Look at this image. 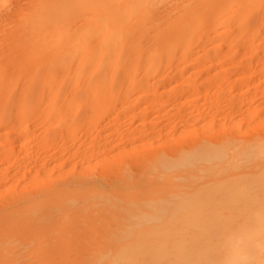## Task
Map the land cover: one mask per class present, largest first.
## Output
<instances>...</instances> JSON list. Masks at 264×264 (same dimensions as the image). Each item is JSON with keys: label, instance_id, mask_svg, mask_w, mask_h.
Listing matches in <instances>:
<instances>
[{"label": "rangeland", "instance_id": "374dc122", "mask_svg": "<svg viewBox=\"0 0 264 264\" xmlns=\"http://www.w3.org/2000/svg\"><path fill=\"white\" fill-rule=\"evenodd\" d=\"M29 1L12 0L10 4L7 3L0 6V8L2 7L0 9V80H4V82L8 78L10 80H7L10 83H8V85H6L7 81L6 83L3 82V84H5L4 88L3 84H0V88L2 87L0 89V95L2 96L1 100L3 99L2 101L0 100V103H2L0 104V236L7 233V235L10 234L15 237L17 232L19 233L18 236H23L20 235L22 234L21 231L24 230V226L22 225L25 224L28 219V223L26 224L29 228L30 225L28 226V224L32 225L30 220L32 216L34 217L35 215L29 213V217H31L29 218L26 213H22L25 215H23V217L27 218L22 221L21 219L16 218L21 216L23 219L22 214L20 216H16V209L18 211L19 208L21 209V207L25 206L26 200L28 204L32 201L35 202V196H40L43 192L45 195L53 192L52 197L51 194H49L51 198L47 196L49 197V201L44 200L43 202H54V200L58 199L56 200L57 204L60 203V205H62L60 199L64 200L65 197L59 196L63 195L64 193V191L61 190H65L66 187H68L67 193L71 190L73 191V194L77 190L75 194L80 192L78 195L80 194L79 197H82L79 199L77 197L78 195L76 194V205L79 206L78 203H82L81 200L85 199L84 195L82 194H88L90 189L92 192L100 186V192H108L111 188H113V190H110V192L113 194L116 192L120 196L125 195L123 194L125 192L129 193L131 190H134V187L137 189L139 188V191H145L149 189L150 182L148 181L152 174L157 176L161 174L163 169L159 168L161 166L160 165L157 172H150L147 170L149 166L147 165L148 167H146V164L153 162V159L156 155L164 156L166 154L167 156L173 157L177 154H174V152H179L178 154H180L181 151L183 152L182 149L186 147L188 148L185 150H195L200 145L202 148L199 147L200 149L198 148V150L194 152L196 153L203 148L204 149L201 151H204L206 148L205 143L210 145V143H213L212 141H215L216 145H221L223 142H218H220V138L221 140L222 138L224 140V137H228L230 140H232L230 141L233 142V146L231 145L232 143L230 144L231 147H234V145L237 143L235 149H237L239 152L234 150L233 153L234 155L238 153V158L240 157L239 154L244 152L242 150H246V146L248 150L253 145V147L256 145L259 146V150H261L260 148L263 147L264 18L259 19L258 13L254 14L253 12V15H251V18L249 19L250 21L248 20L249 22L246 23L244 28H242L243 26H240L237 21H234V18H231V20L229 19L225 22L223 18L226 20V17H224L226 15H222L221 17L223 18H218V20H223L222 22H224L226 26L221 22L222 24H219L218 28L217 25L215 26L217 21L213 23L212 19L208 18L207 20V17L203 18L202 20L205 19L207 21H204L205 24H202L204 22L201 23L200 20L201 26L198 32L196 33L195 31L194 33L193 30V34H189V36L192 35V41H189L191 42L188 44L189 51L187 50L188 52H185L183 56L177 54L180 53V46L175 47L176 49L179 48V50L177 52L174 49L176 52H172V55H170L171 52L168 53L169 56L166 53H164L163 56L161 55L163 57L161 60L163 61L162 63H160V56L153 55L156 59H153L152 56V59L150 60H154V64L156 65H153V67L151 66L150 68L147 67L146 69L140 68L138 70L136 68L137 72L134 70L135 72L130 75L132 78L129 76L130 79H132V83L129 81L132 86L130 84L128 85L126 82V87H124L127 78L125 80L123 78L122 80L124 83L122 82L120 84L121 77L118 76L119 74L117 72L114 75L116 76L114 79H117V76L120 77V79L118 78V81L113 80L111 82L113 85L111 83H109L110 85L106 84V87L103 86L104 91L102 90L103 93L110 90L109 92H112V94L114 93L115 95L111 94L112 97H106L107 95L104 93L105 97H86L88 98L87 101V99L82 96L84 94L83 90L85 88V86H83L85 84L83 81L86 77V74H88L85 73V68L87 67H84L85 70L81 67L77 68L74 64L76 63L75 59L74 61L73 59L69 61L67 60L68 64H64L63 62L66 61L63 60L69 59L67 58V50L64 52L67 53V55L61 54L64 58L62 57L60 59L61 56L58 54V60L60 59V63L63 61L61 63L63 65L55 64L54 62L52 65L50 63L47 65L43 59L45 56H47V59L52 57L54 60V58L57 56L56 53L55 55L54 53H51V56L50 54H43V58L41 57L43 61L39 57L41 54L33 55V59L30 60L31 57H28L30 55L28 53L26 55L23 53L26 52L27 49L29 51L33 46L29 44L31 47L28 45L29 48H27L25 42H23L21 45L19 41H17L18 39L21 40V28L24 25L21 27H18L17 25L18 29L13 27V25L16 26V22H20L22 14L27 13L30 5L28 3L29 8L26 7V2ZM165 1L167 2L169 0ZM172 1H170V4L174 3ZM166 2H162L163 4H161V6L160 4L157 5V9L159 11L161 8L163 9V6L165 7V5L169 4V2ZM179 2L177 0L176 4H174L178 6L179 4L177 3ZM170 4L168 5L169 8H171V6H174L173 8H175L174 4ZM23 6L26 9H24ZM20 9L22 10L21 12L19 11ZM167 9L168 7L165 8V10ZM239 10L240 9L237 11ZM170 14L168 18L171 16L172 19V15ZM165 15L168 16V14ZM168 18L164 21L168 22V20H171ZM75 19H78V17ZM78 21L81 22L82 20L79 18V20L74 23L78 25ZM231 21L235 22L232 23L234 26L231 25ZM236 22L240 27L236 26ZM8 24L11 26H8ZM206 24L208 26H206ZM12 27L14 30L10 29ZM209 27H212L210 28L211 30ZM236 28H241L243 31L238 29L239 32H237ZM172 29L174 28L167 30L169 33H171ZM11 30L13 31L14 35H16V37H14L13 34V37L10 35V33H12ZM18 31H20L21 34L19 32L18 35ZM174 31L176 30L174 29L172 32L174 33ZM16 32L17 34H15ZM227 33L229 34L230 38L228 36H224L225 34L227 35ZM231 33L234 34L233 38L231 37ZM9 37L13 39H10ZM15 38L17 40H14ZM194 38L197 39L196 42L193 41ZM229 40H231L230 43ZM12 42H17L16 47L20 45L23 46L21 49L18 48L21 51L17 50ZM218 42L220 43L217 44ZM24 43L25 46L23 45ZM13 47L15 50H13ZM25 47L26 49H24ZM52 54L55 57H53ZM156 56H158L159 59ZM53 60L51 59V61ZM196 60L199 62L194 65V61ZM38 62L39 65L40 63L44 62L47 66L45 68L41 67V70H37L38 67L35 65ZM56 62L58 63V61ZM33 63H35V65H33ZM44 63L43 66H45ZM150 64L152 65L151 62ZM76 71H78L77 74H75ZM113 71H117L116 69L114 70V66L112 70H110V73ZM100 74H97V76ZM140 78H142V82L140 81ZM85 81L87 82L86 79ZM70 84L71 87H69ZM57 89L60 90V92ZM56 92L57 94H55ZM109 92L108 94H110ZM122 93L124 94L122 95ZM48 97H51V99H48ZM4 98H7V100ZM91 99L92 101H90ZM93 101H97V103H99L96 104V102L94 103ZM78 102H82V105H80V108L77 109V111H74L73 107L76 105L75 103ZM57 104H63L62 106H65L66 109L64 110L61 106L62 110L60 109L61 111L58 112L56 109L58 108ZM23 105L24 107H21ZM97 108L99 110V114L94 118L95 120L93 122L89 123L87 121L88 117ZM50 111L51 114L53 112V115H50L49 117L48 113ZM56 112L57 114L60 113V115L55 116ZM22 122L23 124H26L27 131L24 133H18L17 128ZM229 139H227V141H229ZM233 139L239 142L233 141ZM250 139L254 140L255 143ZM208 141H210V143H208ZM227 141L225 142L227 143ZM242 141H244L246 145ZM240 142H242L244 146L243 149L239 148L241 145ZM248 142H250L249 145H247ZM260 142L262 143L260 144ZM226 146L228 148L223 147L225 151L233 149L230 148L228 144ZM257 146L255 148L251 147L252 154L249 153L251 150H249V152H247L248 150L244 152L249 154V156L246 154V156L244 154H241V156L244 155L246 158H249L251 155H253V152H256L255 149H257ZM209 150L211 152V149ZM259 150L257 149V151ZM171 152L174 155L171 156ZM210 152L206 153L209 155ZM262 152L264 153L263 150ZM195 153H193L192 156ZM198 153L199 152L196 154L198 155ZM229 153L231 154L232 151ZM263 153H258L257 155L261 156ZM192 156L190 157L191 160L193 157H195V159L198 158L196 155L193 157ZM244 156L241 158L244 159ZM260 156H258V158H260ZM263 156L264 155H262V157ZM238 158H236V160ZM246 158L245 160H247ZM251 158L252 157H250L246 163L250 161L252 164L255 162L254 160L257 161L258 159ZM224 159L218 162L221 163ZM193 163L195 164L197 162L193 161L192 164ZM243 163L245 162H240V165L236 166L240 168L244 165ZM255 164L257 163L255 162L252 165ZM130 167L133 168L131 169ZM238 167L235 168L238 170ZM178 169V167L172 168V170L169 172H176ZM120 172H123V175ZM101 174L106 176L102 177ZM134 175L135 178H133ZM65 179L68 181L71 180L72 184L70 181V183L65 181ZM77 179H80V181L78 182ZM83 180L85 181L84 183L82 182ZM74 181L78 183H75ZM65 183L70 186L66 185V187H64ZM91 183H93V187L92 185L90 186ZM59 185H63L65 189L63 187H60L61 190L59 187L55 188V186ZM94 186L96 187L94 188ZM74 187L77 189L73 190L75 189ZM82 187H84V189ZM55 189H59L62 194H60L61 192L59 191H57V193L59 192L57 194ZM85 190H88L89 192L86 193L87 191L84 192ZM96 191H98V189ZM23 192L24 194L26 192L29 197L24 195ZM54 193L57 194L58 197H56ZM67 193H64L66 197H75V194H71L72 192H70V194ZM97 193L98 192H96V194ZM128 193L126 195H128ZM44 194L41 196H45ZM24 196H27L28 198H24ZM38 196L36 197V201L39 202L40 199L41 201L42 198L44 199V197H40L39 199ZM21 197L26 200H22ZM47 197L45 198L47 199ZM50 199H52V201ZM75 199L73 200L75 201ZM83 203L86 205L84 200ZM89 203L90 201L88 202L87 200V205ZM13 207H15V210ZM10 210L14 211L13 213L15 216H13V213ZM38 214L41 215L42 219V214L46 216L44 220H47V214L48 216L51 214V218H48V220H54L53 218L57 216L55 213L54 217L52 218V213L47 210H44L43 213ZM10 215L12 216V223H15L13 217L18 220H16L15 224L11 223V225L10 223H6L8 220H10L8 219L11 217ZM40 215L38 216L36 214L37 217H40ZM4 222L6 224H4ZM2 224H4L3 226L5 227H3ZM20 225L22 227L19 228ZM32 226L30 227V233L28 228H25L24 230L28 236H30L32 232ZM46 234L47 233H45V235ZM26 236V240L31 239H27ZM17 239H20V237ZM25 239L23 238V240ZM23 240L21 237V240L18 241ZM5 253L6 252L3 253L4 256L2 255V258L7 257ZM3 259L0 261V264H5Z\"/></svg>", "mask_w": 264, "mask_h": 264}, {"label": "bare ground", "instance_id": "6f19581e", "mask_svg": "<svg viewBox=\"0 0 264 264\" xmlns=\"http://www.w3.org/2000/svg\"><path fill=\"white\" fill-rule=\"evenodd\" d=\"M11 1L12 0H0V6L7 3L10 4ZM170 1L172 0L167 2L165 0H30L29 2H26V7H28V3L30 5V8L28 7L29 9L27 13L22 14L21 20L20 22H16V26L13 25V27H16V29H18L17 25L18 27L24 25L21 28L22 34L20 32V28V31H18V35L19 32L21 34V40H17L16 38L14 40L19 41L21 45L23 42H25L27 48H29L30 45L33 46L29 51L27 49L28 52H23L22 49V52L25 55L27 53L30 55L28 56L29 58L31 57L30 60L33 59L32 56L36 54H41L38 56L43 58V54H50L51 56V53H54V55L56 53V57L52 54V56L55 57L54 60L52 57L47 59V56L43 58L47 65H49V63L52 65L53 62L55 64H61L63 61H66L63 62L65 64L69 60L73 59L74 61L75 59L76 63L74 64L77 68L81 67L84 69V67H87L85 68L87 72L84 69L85 73L88 74H86L85 77L87 82L85 79L83 81L85 83L83 85L85 86V88L83 87V97H105L104 93H106V97H112L114 93L112 94V92H109L110 90L108 91L110 94H108V92L103 93V88L106 87V84L111 83L113 80L118 81V78L120 79L121 77L120 84L122 82L124 83L122 80L123 78L124 80L127 78L125 81V86L123 84L122 85L126 87V82L128 85H131L132 79H130V77L132 78V76L130 75L135 72L134 70L137 72V69H146L147 67L150 68L151 66L153 67V65H156L154 64V60H150L152 59L151 57L153 55L160 56V63H162L163 61L161 60L164 53L169 56L168 53L171 52L170 55H172V52H178L180 48V53L177 54L183 56L185 52L187 53L189 51L188 44L191 43L189 41H192V35L189 36V34L192 33L193 30L194 33L195 31L197 33L200 29L201 23L207 21L208 18L212 19L213 23L220 20L218 23H215L217 28L219 24L224 23L222 22L223 20L226 22L229 19L231 20V18H234V21H237L238 24H240V26L242 25V28H244L246 23L250 21L249 19L251 18V15H253V12L254 14L258 13L259 19L264 18V0H178V2L180 1L177 3L179 4L178 6L175 5L177 0H173L172 2L175 3H173L175 8H173L174 6L169 8L168 5L170 4ZM162 2H169L168 5H165L166 3L164 4L165 7L162 5L164 10L160 7L161 4H163ZM159 4V7L162 9H160V11L157 9V5ZM24 6L23 8L26 9ZM166 6L168 7L167 10H165V8H167ZM238 9L240 10L237 11ZM22 10L20 9L19 11L21 12ZM165 14H168V16ZM169 14L172 15V19L171 16L168 18ZM222 15H226L224 16L226 17V20L221 17ZM76 17H78V19H75ZM165 17L171 20L165 22L164 20H167ZM205 17H207V20H202ZM79 18L82 21H78L79 24L77 25L74 22L79 20ZM218 18H223V20H218ZM232 21L231 25H233L232 23H235ZM202 24H205V22ZM238 24L236 26H238ZM8 26L11 25L8 24ZM206 26L208 25L206 24ZM13 27L10 29H13ZM170 28H174L176 31L173 33L172 31L174 29H172L171 33H169L167 29L170 30ZM210 28L212 27H209V29ZM238 29L237 32H239L241 28L239 30ZM228 33L224 36L229 37ZM12 34L14 35L13 31L10 33V35L12 36ZM15 34H17V32ZM233 36L234 34H232L231 37L233 38ZM14 37H16V35H14ZM193 41L196 42L197 39L194 38ZM230 42L231 40H229V43ZM14 43L13 45L16 47L17 42ZM25 43L23 44L24 46ZM219 43L220 42L217 44ZM21 45H17L18 47H16V49L20 50L21 47L23 48ZM177 46L180 47L176 49L175 47ZM14 47L13 50H15ZM8 49L10 50L9 47ZM24 49H26V47ZM174 49L176 51H174ZM65 51L68 53L67 58L69 59H64L60 63V59L63 57L61 54L67 55V53H64ZM58 54L61 56L59 60ZM154 56L153 59L155 58ZM158 56L156 57L158 58ZM51 59L53 61H51ZM55 60L58 61V63ZM149 61L152 63V65ZM198 62L197 60L194 61V65H196ZM35 63H33V65H35ZM43 63H40L39 65L38 62V66L37 64L35 65L38 67L37 70H39L41 67L45 68L47 66L45 63V66H43ZM113 66L114 70L116 69L117 71L110 73V70H112ZM78 71H76L75 74H77ZM117 72L119 74L118 76L120 77L117 76V79H114L116 77L114 75ZM95 74L96 76L97 74L100 75L96 77ZM141 79L142 78H140V81ZM7 80H9V78L6 79L5 82L4 80H0V84H3V82L6 83ZM9 81H7L6 85H8ZM4 85L5 84H3V88ZM69 87H71V84ZM58 91L60 92V90ZM124 93H122V95ZM55 94H57V92ZM1 98L2 96L0 97V100ZM49 98L51 99V97H48V99ZM4 99L7 100V98ZM86 99L88 101V98ZM90 101H92V99ZM95 102L96 104L99 103H97V101ZM81 103L78 102L75 103L76 105L74 104V111H77V109L80 108V105H82ZM57 105L58 108L56 109L58 112L62 110V107L64 110L66 109L65 106H62L63 104ZM21 107H24V105ZM49 113V117L50 115H53V112L52 114L51 111ZM98 114L99 110L97 108L88 117L87 121L89 123L93 122L95 120L94 118ZM56 115H60V113L57 114L56 112L55 116ZM17 131L18 133L26 132V124H23L22 122L18 126ZM227 139L229 138L224 137V140L223 138L222 140L220 138V142L218 143L223 142L221 145H216L215 141H212L213 143L208 141L210 145L205 143V152L201 151L204 149L203 148L200 151H197L199 152L198 155L196 154L197 152L195 153L194 151L198 150L201 145L197 147V149L194 147L195 150H191L192 153L190 150H185L188 147L184 148V146V149L180 148L183 150V152L181 151L182 153L180 152V154H178L179 152H174V149V154H177L173 157L167 156L165 153L164 156L156 155L153 159V162H150V164H146L145 162L146 167L149 166L147 170L150 172H157L160 165L161 166L159 168L163 169L161 174L157 176L152 174L149 181L146 180L150 182V187L149 189L146 188L147 190L145 191H139V188L137 189L134 187V190H131L129 193L127 192L128 195H126L127 193L125 192L123 193L125 195L120 196L116 192L114 194L110 192V190H113V188H111L108 192H100V186L99 188L97 187L98 191H96L97 189L94 190L92 188L94 191L98 192L97 194L94 191L91 192V189L89 190L90 192L88 190L84 191H87L86 193L89 192L88 194L81 193L85 197L83 200L86 202V205L83 203V200H81L83 204L78 203L79 206L76 205V201L77 197L79 199L82 198L79 197L80 194L78 195L80 192L76 193L78 195L76 197L75 192L77 191V188L74 187L75 189L73 190H76L74 192L75 197H66L65 194L67 193L68 189V187H66L67 183H65L64 186L66 189L63 187V185L55 186V188L59 187L60 190L62 187L65 189L61 190L64 191L65 194L63 193V195H59L60 197H65L64 200L60 199L62 205H60V203L57 204L56 200L58 199L56 198V200L53 199L54 202L52 199H50L52 202H47L49 201V194H51L52 197L53 192L49 193L48 195H45L43 192L41 195L44 194L45 196H41L37 192L40 195L38 196L36 194L39 199L40 197H44V199L42 198V201L40 199L38 202L36 201L37 196H35V202L32 201L28 204L26 202L27 200L24 198H28L29 196L26 194V192L25 194L23 192V194L27 195L28 197L24 196V198L21 197V199L26 200L25 203L27 205L25 204V206L21 207V209L19 208L18 211L16 209V216H20L22 213H26L28 217L29 213H32L35 216L37 214L39 216L40 214L38 213H43L44 210L51 212L52 218L54 217L55 213L57 216L53 218L54 220L49 219L50 221L48 218H51V214L49 215L50 217L47 214V220H44L46 216L43 214V219L41 218V215L40 217L36 216V218L35 216H32V218L29 217L31 218V220H29L33 225L32 226L31 224H28V226L30 225L29 228L26 224L28 223V219L23 217L24 214H22L23 219L21 216L16 217L22 221H24L25 218L27 219V221L25 220L26 225L23 224L22 226H24V230L25 228H28L29 233L31 231L30 227L32 226V235L30 234V236L25 233L26 231L20 229L24 231H21L22 234L20 235L24 236L26 234L28 236L27 237L25 235L26 238L31 239L26 240L25 236H18V232L16 235L18 237H13L10 234H8L10 235L8 236L7 233L1 235V258L2 255L4 256L3 253L6 252L5 254L7 257H3L4 259L2 258L5 264H215L214 242L219 237L221 232L226 230V220L238 208L247 207L251 203L254 195L264 194V156L262 157V155H264L262 152V150L264 151V145L263 147H261L262 145L260 146L261 150H259V146L256 145L260 152L255 149L256 152H253V155L250 156L252 157L251 159L258 158V156H260L257 155L258 153L263 154L260 156V158H258L260 162L258 159L257 161L254 160L257 164L252 165L255 162L252 164L250 161L246 163L250 157H245L246 155L249 156V154L244 153L246 150H248L247 146L245 148L246 150H242L244 147L242 142L244 143V141L240 142L241 145L239 143L238 144L240 145L239 148H242L241 150L244 151L241 154H246L243 156L247 160H245V158H241L243 157L241 154H239V158L241 159L237 157L238 153H235L236 155H234V150L238 151L235 149L237 143L234 145V147H231V145L233 146V142H230L232 141L230 139L227 141ZM225 141H227V143ZM233 141L236 140L233 139ZM250 142H248L247 145H249ZM261 143L262 142H260V144ZM227 144L233 149L229 148L230 150L225 151L223 147H227ZM244 144L246 145V143ZM253 146L251 147H256ZM251 147L249 150H251ZM209 149H211L212 153ZM249 150L247 152H249ZM230 151H232L231 154L229 153ZM206 152H210L211 154L209 153L208 155ZM193 153H195L193 156L196 155L198 158L195 159V157L192 156ZM249 153L252 154V150ZM174 154L172 153L171 156ZM191 156L194 158H192V160L197 163L192 164L193 161L190 158ZM236 158L238 159L236 160ZM222 159L224 160L219 163ZM240 162L245 163H243L244 165L239 168L238 166L240 165ZM177 167L179 169L176 170V172H169L172 170V168ZM235 167H238V170ZM101 176L105 177L106 175L104 176V174H101ZM133 178H135V175ZM65 181L68 180L65 179ZM69 181L71 182V180ZM77 181L79 182L80 179H77ZM82 182L84 183L85 181L83 180ZM93 183H91L90 186ZM95 187L96 186H94V188ZM82 188L84 189V187ZM59 189H55L56 193L57 191L61 192ZM70 192H72L71 194L74 195L73 191L70 190ZM70 192L68 193L70 194ZM57 194L54 193L56 197H58ZM60 194H62V192ZM45 197H47V199ZM73 199H75V201ZM44 200H47L46 203L43 202ZM87 200L88 202L90 201L88 205ZM13 208L15 210V207ZM11 212L13 213L14 211ZM15 214L13 213V216H15ZM11 218L12 216L8 218L10 220L7 219L8 221L6 220L7 222H5L11 224ZM13 218L16 223L17 219L15 217ZM5 222L4 224H6ZM4 224H2V226ZM22 226L20 225L19 228ZM45 233H49L50 235H45ZM19 237L20 239H17ZM21 237L22 240L23 238L25 240L18 241L21 240ZM2 259L0 261H2Z\"/></svg>", "mask_w": 264, "mask_h": 264}, {"label": "clouds", "instance_id": "9594fccd", "mask_svg": "<svg viewBox=\"0 0 264 264\" xmlns=\"http://www.w3.org/2000/svg\"><path fill=\"white\" fill-rule=\"evenodd\" d=\"M225 223L214 242L215 264H264V194L254 195Z\"/></svg>", "mask_w": 264, "mask_h": 264}]
</instances>
